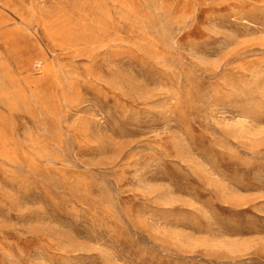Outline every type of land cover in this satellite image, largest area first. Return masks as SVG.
<instances>
[{
	"label": "rangeland",
	"instance_id": "374dc122",
	"mask_svg": "<svg viewBox=\"0 0 264 264\" xmlns=\"http://www.w3.org/2000/svg\"><path fill=\"white\" fill-rule=\"evenodd\" d=\"M0 264H264V0H0Z\"/></svg>",
	"mask_w": 264,
	"mask_h": 264
}]
</instances>
